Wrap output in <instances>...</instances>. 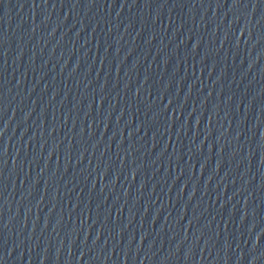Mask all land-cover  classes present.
<instances>
[{
    "label": "water",
    "instance_id": "1",
    "mask_svg": "<svg viewBox=\"0 0 264 264\" xmlns=\"http://www.w3.org/2000/svg\"><path fill=\"white\" fill-rule=\"evenodd\" d=\"M0 264H264V0H0Z\"/></svg>",
    "mask_w": 264,
    "mask_h": 264
}]
</instances>
